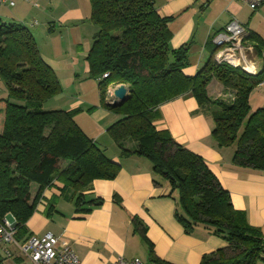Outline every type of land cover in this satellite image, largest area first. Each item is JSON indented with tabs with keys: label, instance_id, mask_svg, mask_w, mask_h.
<instances>
[{
	"label": "trees",
	"instance_id": "trees-1",
	"mask_svg": "<svg viewBox=\"0 0 264 264\" xmlns=\"http://www.w3.org/2000/svg\"><path fill=\"white\" fill-rule=\"evenodd\" d=\"M89 3V21L95 28L86 57L89 76L98 83L103 107L118 117L108 133L120 155L146 158L154 175L167 182L171 194L176 193L174 216L184 233L202 227L227 243L204 255L200 264L264 262L261 230L233 208L229 193L199 156L154 126L159 106L191 96L198 104L197 113L212 119L216 145L234 147L237 166L264 172V108L251 112L249 106L251 92L264 82V71L256 74L217 64L214 50L209 62L187 77L182 69L188 64V44L170 49L172 19L157 13L155 0ZM245 44L253 47V53H261L260 41L249 32ZM213 79L231 96L211 99L206 88ZM0 82L7 93L0 100V223L10 215L14 240L23 244L32 237L26 223L46 188L60 183L61 195L80 209L92 182L115 179L120 166L77 127L74 111L46 109L61 87L30 32L2 18ZM118 85L127 89V100L113 108L107 103V90ZM31 185L38 187L34 199ZM143 238L151 261L167 264L156 258L151 243ZM5 259L0 250V264Z\"/></svg>",
	"mask_w": 264,
	"mask_h": 264
},
{
	"label": "crops",
	"instance_id": "crops-1",
	"mask_svg": "<svg viewBox=\"0 0 264 264\" xmlns=\"http://www.w3.org/2000/svg\"><path fill=\"white\" fill-rule=\"evenodd\" d=\"M155 7L161 17L172 19L170 49L188 44V64L182 69L185 76L193 77L209 62L215 50L213 36L231 20L261 43V53H253L245 67L256 74L264 71V5L251 10L241 0H155ZM90 15L89 0H15L13 7L0 5V18L30 32L40 57L61 87L46 109L74 111L77 127L120 166L115 179L92 182L83 193L87 204L80 209L61 195L62 185L54 182L43 191L27 221L28 232L36 237L52 234L67 242L81 264H112L119 257L156 264L149 257L144 236L157 259L167 264H200L204 255L225 248L227 243L202 227L190 235L184 233L174 216L176 193L171 194L167 182L154 175L146 158L120 155L108 133L118 117L103 107L98 83L89 76L86 57L95 33ZM115 87L108 88L107 103ZM206 91L211 99L231 96L215 79ZM6 97L0 82V100ZM249 106L251 112L264 108V82L251 92ZM197 110L193 97H177L159 106L154 126L199 156L229 193L233 208L243 212L247 223L264 235V172L237 166L233 162L235 148L218 147L212 137V119ZM37 190L31 185V199ZM3 222L14 224V219L8 215ZM7 248L12 256L4 264H33L16 247Z\"/></svg>",
	"mask_w": 264,
	"mask_h": 264
},
{
	"label": "built area",
	"instance_id": "built-area-1",
	"mask_svg": "<svg viewBox=\"0 0 264 264\" xmlns=\"http://www.w3.org/2000/svg\"><path fill=\"white\" fill-rule=\"evenodd\" d=\"M251 10L264 5V0H241ZM0 5L13 7L15 0H0ZM248 31L238 21L231 20L222 31L215 34L212 43L215 46L213 59L217 64H228L244 69L251 62L253 47L245 44ZM107 75H103L106 77ZM14 224L0 223V250L7 258L11 257L8 246H14L33 264H81L71 250L70 245L52 234L41 237L32 236L25 243L14 240ZM112 264H142L137 259L117 258Z\"/></svg>",
	"mask_w": 264,
	"mask_h": 264
},
{
	"label": "water",
	"instance_id": "water-1",
	"mask_svg": "<svg viewBox=\"0 0 264 264\" xmlns=\"http://www.w3.org/2000/svg\"><path fill=\"white\" fill-rule=\"evenodd\" d=\"M111 97L110 102L108 103L111 107L115 108L124 104L127 100V89L123 85H118L111 90L109 93Z\"/></svg>",
	"mask_w": 264,
	"mask_h": 264
},
{
	"label": "bare ground",
	"instance_id": "bare-ground-1",
	"mask_svg": "<svg viewBox=\"0 0 264 264\" xmlns=\"http://www.w3.org/2000/svg\"><path fill=\"white\" fill-rule=\"evenodd\" d=\"M245 70L248 72H252V69H250L249 67H245ZM243 71H244V69H243Z\"/></svg>",
	"mask_w": 264,
	"mask_h": 264
},
{
	"label": "rangeland",
	"instance_id": "rangeland-1",
	"mask_svg": "<svg viewBox=\"0 0 264 264\" xmlns=\"http://www.w3.org/2000/svg\"><path fill=\"white\" fill-rule=\"evenodd\" d=\"M247 6H248V5H247ZM3 20H5V19H3ZM45 107H46V105H45ZM65 164H66V163H63L62 166H65Z\"/></svg>",
	"mask_w": 264,
	"mask_h": 264
}]
</instances>
